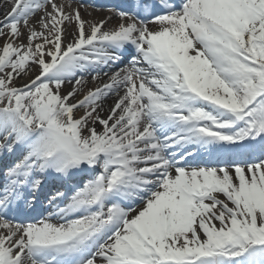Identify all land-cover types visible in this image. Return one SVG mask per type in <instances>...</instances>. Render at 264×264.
<instances>
[{
	"label": "snow or ice",
	"instance_id": "snow-or-ice-1",
	"mask_svg": "<svg viewBox=\"0 0 264 264\" xmlns=\"http://www.w3.org/2000/svg\"><path fill=\"white\" fill-rule=\"evenodd\" d=\"M7 2L0 264H264V0Z\"/></svg>",
	"mask_w": 264,
	"mask_h": 264
},
{
	"label": "bare ground",
	"instance_id": "bare-ground-1",
	"mask_svg": "<svg viewBox=\"0 0 264 264\" xmlns=\"http://www.w3.org/2000/svg\"><path fill=\"white\" fill-rule=\"evenodd\" d=\"M83 2H84V0L83 1H80V3H78V4L82 5ZM88 4H89V2H88ZM10 8H11V3L7 2V0H0V14H1V12H4V11L7 13V11L10 10ZM5 14H3L2 16H4ZM81 15L83 16V18L85 20H100V19H103V18L111 15V13L109 12V9L108 10H105V11H101V10H98V9H94V7H89V6L82 5V7H81ZM116 23H117V20L114 17L110 21V23H109L108 26L111 27L112 25H114ZM149 26L150 27H153L152 24H150ZM69 30H71V29H69ZM21 39H23V37ZM0 43L1 44L3 43V40L2 39H0ZM117 67L118 66H114L112 68V71H115ZM88 80H89V85H88L89 87L95 86L91 82V77H88ZM106 80H107V77H103L102 80L101 81H97L96 84H99L101 82H105ZM71 87H72L71 84L66 83L64 85V91L67 92L68 90L71 89ZM115 99H116V96L115 95H112V96L108 97L104 101V112L102 113V115H105L107 113L109 107L113 105Z\"/></svg>",
	"mask_w": 264,
	"mask_h": 264
},
{
	"label": "rangeland",
	"instance_id": "rangeland-1",
	"mask_svg": "<svg viewBox=\"0 0 264 264\" xmlns=\"http://www.w3.org/2000/svg\"><path fill=\"white\" fill-rule=\"evenodd\" d=\"M6 12L4 11V12H1V14H0V20H2L1 18H2V15L3 14H5ZM1 44V43H0ZM17 83H20V81H17Z\"/></svg>",
	"mask_w": 264,
	"mask_h": 264
}]
</instances>
